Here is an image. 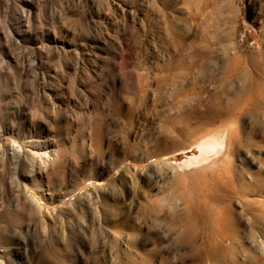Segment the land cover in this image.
Instances as JSON below:
<instances>
[{"label": "rangeland", "instance_id": "1", "mask_svg": "<svg viewBox=\"0 0 264 264\" xmlns=\"http://www.w3.org/2000/svg\"><path fill=\"white\" fill-rule=\"evenodd\" d=\"M263 68L264 0H0V264H264Z\"/></svg>", "mask_w": 264, "mask_h": 264}, {"label": "bare ground", "instance_id": "2", "mask_svg": "<svg viewBox=\"0 0 264 264\" xmlns=\"http://www.w3.org/2000/svg\"><path fill=\"white\" fill-rule=\"evenodd\" d=\"M256 84H257V82H256ZM248 94L250 96H253V97L254 96L256 97L257 95L258 96L259 95H263L264 96V83L259 84L258 87L256 85L255 87L251 88V90H249ZM229 107H231V106H229ZM208 118H209L210 121L214 120L213 119L214 117L211 116V115ZM206 119H207V117H206ZM201 139L202 140H200V142H199V144L197 146V147H199L200 153H201L200 162H202V161L206 162V161L210 160V156L209 155H210L211 152H213L214 154H218L219 153L220 150L218 148H219L220 145L223 144V142H222V140L219 137H217L215 135H211V134L203 135ZM191 162H193V161L191 160ZM196 162H195V164H196ZM221 179H223V178H221ZM221 179H220V181H221ZM184 201L187 203V205L189 207V209L187 211V214H190V210L192 208H194V205H196V204L188 196L187 197L185 196ZM203 208H204V210L202 212H199V213H201V216L207 217L208 223H210V226H208V227H210V231H209L208 238L206 239L205 242H203L204 244L203 243L202 244L205 245L204 247L207 248V253L209 255H211L213 258H215L217 260L216 262H220L222 260H225V258H226L225 256H228L227 255L228 253H231V244L229 245L226 242L228 240V238L231 236V233H230V231H231L230 230L231 229V207L227 206V208H225V209H219V208H217V207L212 205L210 208H206V206H203ZM202 213L204 215H202ZM198 248H201V246L198 247ZM221 264H223V263H221Z\"/></svg>", "mask_w": 264, "mask_h": 264}]
</instances>
